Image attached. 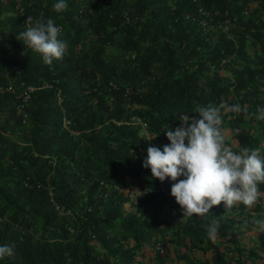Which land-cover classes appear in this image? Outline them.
I'll list each match as a JSON object with an SVG mask.
<instances>
[{
	"label": "trees",
	"instance_id": "obj_1",
	"mask_svg": "<svg viewBox=\"0 0 264 264\" xmlns=\"http://www.w3.org/2000/svg\"><path fill=\"white\" fill-rule=\"evenodd\" d=\"M19 2L0 0V246L14 247L0 264H140L145 245L164 264L177 238L239 264L208 238L213 222L182 219L177 181L153 178L142 146L162 150L197 105L238 103L221 110L225 145L264 159V0H65L61 13L57 0ZM28 17L60 28L61 59L45 65L16 38ZM128 185L141 193L129 199ZM248 219L215 220L217 237L234 246L264 217Z\"/></svg>",
	"mask_w": 264,
	"mask_h": 264
},
{
	"label": "clouds",
	"instance_id": "obj_2",
	"mask_svg": "<svg viewBox=\"0 0 264 264\" xmlns=\"http://www.w3.org/2000/svg\"><path fill=\"white\" fill-rule=\"evenodd\" d=\"M66 8L65 0H57L53 5L56 13ZM26 24L27 29L16 37L24 46L38 54L45 65L62 58L66 44L58 39L61 30L52 19L46 23L37 20L32 26V18L28 17ZM221 110L239 114L242 108L238 103L197 105L192 109L197 115L181 113L177 117L181 126L174 131L166 130L169 144L162 150L156 146L147 148L143 167L149 168L151 176L160 181L166 178L177 181L172 184L170 194L183 210V217L207 215L221 204L228 211L237 204L251 207L260 196L258 185L264 183V159L258 149L241 147L234 152L225 145L220 129ZM181 176L184 178L178 180ZM253 223L264 233V220ZM218 228L215 221L208 227L210 240L217 238ZM13 255V246H0V259Z\"/></svg>",
	"mask_w": 264,
	"mask_h": 264
},
{
	"label": "crops",
	"instance_id": "obj_3",
	"mask_svg": "<svg viewBox=\"0 0 264 264\" xmlns=\"http://www.w3.org/2000/svg\"><path fill=\"white\" fill-rule=\"evenodd\" d=\"M146 130V128H143L144 132H146ZM222 134L227 137V129H222ZM183 178L184 177L181 176L178 180ZM255 206L258 207V209L254 210V208L251 209L243 204H237L231 211H228L225 210L223 204H221L210 209V213L207 215H194L193 217L208 220L209 222L219 220L222 217H230L238 224L244 225L250 223L248 219L250 214L256 213L259 214L260 217H264V193H261ZM184 218L186 217H182V219ZM165 236L167 237L168 234H165ZM213 242L217 248L223 252L225 259H228L231 254L232 256L233 254L235 255L236 251H238V256L241 260L239 264H264V233L260 232L254 223L253 226L244 231L243 234L233 237L234 246L231 242L225 241L223 238L219 237ZM188 243L189 241L185 238H177L174 241L170 240L169 244L162 252V258L165 260L164 264H188L187 262H193L194 264H210V248L205 246H192L189 248ZM141 259H143V262L155 264V255L150 246L145 245L143 247V256Z\"/></svg>",
	"mask_w": 264,
	"mask_h": 264
},
{
	"label": "built area",
	"instance_id": "obj_4",
	"mask_svg": "<svg viewBox=\"0 0 264 264\" xmlns=\"http://www.w3.org/2000/svg\"><path fill=\"white\" fill-rule=\"evenodd\" d=\"M19 1L20 0H15L14 9L17 12H20L21 13L22 12V6L20 5V2ZM31 88L32 87H28V90H30ZM27 96H28V91H24V93H23V100H25ZM57 100L59 101L60 98L57 97ZM131 119H132L133 122H139L141 124V128L142 129L145 128V124L142 123L141 121H139L137 118H135V117L132 116ZM68 122H69L68 119H63L62 120L63 125L68 124ZM177 125H178V127L181 126V122L179 120H177ZM150 146H151V144L149 142H145L142 147H143V149H146L147 150V148L150 147ZM124 191L128 194L129 199H134L135 196L139 192L141 193V189L138 186H136V185H128L126 188H124ZM259 192H260V195H261V193H263L262 190H259ZM153 249L161 252L163 248H162L161 243L155 242L153 244ZM140 264H149V263L142 261Z\"/></svg>",
	"mask_w": 264,
	"mask_h": 264
},
{
	"label": "rangeland",
	"instance_id": "obj_5",
	"mask_svg": "<svg viewBox=\"0 0 264 264\" xmlns=\"http://www.w3.org/2000/svg\"><path fill=\"white\" fill-rule=\"evenodd\" d=\"M164 208H165V205L163 206ZM131 207H130V205H129V203H125L124 205H123V209H130Z\"/></svg>",
	"mask_w": 264,
	"mask_h": 264
}]
</instances>
